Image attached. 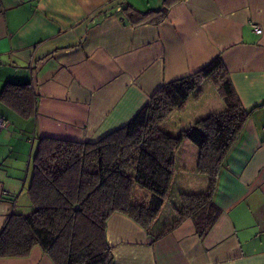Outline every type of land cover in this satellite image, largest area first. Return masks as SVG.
Segmentation results:
<instances>
[{
    "label": "crops",
    "instance_id": "1",
    "mask_svg": "<svg viewBox=\"0 0 264 264\" xmlns=\"http://www.w3.org/2000/svg\"><path fill=\"white\" fill-rule=\"evenodd\" d=\"M216 57L250 110L217 179L216 222L204 237L190 218L155 237L174 219L179 193L207 186L196 170L198 148L183 142L169 195L149 230L115 212L106 238L116 264H264V0H0V118L7 123L0 128V230L12 212L29 208L39 138L97 141L124 125L162 83ZM8 83H28L30 116L2 95ZM163 122L161 129L174 135ZM0 264L54 263L34 246L25 257H0Z\"/></svg>",
    "mask_w": 264,
    "mask_h": 264
},
{
    "label": "trees",
    "instance_id": "2",
    "mask_svg": "<svg viewBox=\"0 0 264 264\" xmlns=\"http://www.w3.org/2000/svg\"><path fill=\"white\" fill-rule=\"evenodd\" d=\"M206 79L213 81L224 106L177 135L163 131L160 125L172 112L201 97ZM2 95L20 115L33 113L28 83H8ZM249 113L216 57L191 74L162 83L124 125L97 141L39 138L27 188L30 205L7 217L0 230V257H25L39 246L54 264H116L106 238L108 218L123 213L149 230L169 195L175 152L183 142L198 148L196 170L207 176V186L179 193L174 219L155 237L186 218L204 237L221 212L215 201L218 176Z\"/></svg>",
    "mask_w": 264,
    "mask_h": 264
},
{
    "label": "rangeland",
    "instance_id": "3",
    "mask_svg": "<svg viewBox=\"0 0 264 264\" xmlns=\"http://www.w3.org/2000/svg\"><path fill=\"white\" fill-rule=\"evenodd\" d=\"M200 88L202 90V95L199 99H189V102H187L182 110H175L164 120L163 125L166 129L172 131L174 135L180 132H178L177 129L181 127L183 121H187L190 118L192 119V117L197 115L198 111H204V109L208 110L213 105H220V102L223 103L211 79L203 82Z\"/></svg>",
    "mask_w": 264,
    "mask_h": 264
},
{
    "label": "built area",
    "instance_id": "4",
    "mask_svg": "<svg viewBox=\"0 0 264 264\" xmlns=\"http://www.w3.org/2000/svg\"><path fill=\"white\" fill-rule=\"evenodd\" d=\"M252 28H253L254 32H256V33H260L262 31L261 27L256 23L252 24ZM6 125H7V123L4 122V120L2 118H0V128L4 127Z\"/></svg>",
    "mask_w": 264,
    "mask_h": 264
}]
</instances>
